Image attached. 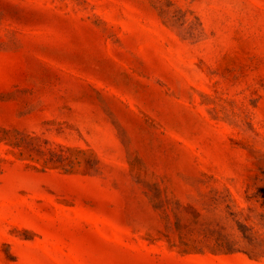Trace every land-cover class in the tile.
<instances>
[{
    "label": "rangeland",
    "instance_id": "rangeland-1",
    "mask_svg": "<svg viewBox=\"0 0 264 264\" xmlns=\"http://www.w3.org/2000/svg\"><path fill=\"white\" fill-rule=\"evenodd\" d=\"M0 264H264V0H0Z\"/></svg>",
    "mask_w": 264,
    "mask_h": 264
}]
</instances>
